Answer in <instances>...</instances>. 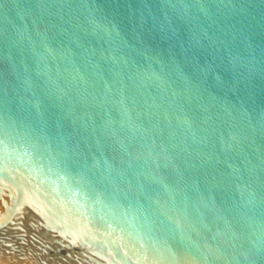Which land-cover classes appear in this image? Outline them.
Segmentation results:
<instances>
[{"label":"water","instance_id":"obj_1","mask_svg":"<svg viewBox=\"0 0 264 264\" xmlns=\"http://www.w3.org/2000/svg\"><path fill=\"white\" fill-rule=\"evenodd\" d=\"M0 264H264V0H0Z\"/></svg>","mask_w":264,"mask_h":264}]
</instances>
